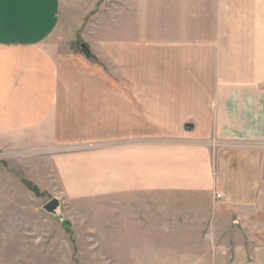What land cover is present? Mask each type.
Masks as SVG:
<instances>
[{
  "label": "crops",
  "instance_id": "1",
  "mask_svg": "<svg viewBox=\"0 0 264 264\" xmlns=\"http://www.w3.org/2000/svg\"><path fill=\"white\" fill-rule=\"evenodd\" d=\"M60 5L0 0V132L47 137L70 199L205 195L264 227V0H140L106 74L54 38Z\"/></svg>",
  "mask_w": 264,
  "mask_h": 264
},
{
  "label": "rangeland",
  "instance_id": "2",
  "mask_svg": "<svg viewBox=\"0 0 264 264\" xmlns=\"http://www.w3.org/2000/svg\"><path fill=\"white\" fill-rule=\"evenodd\" d=\"M139 2L61 0L54 38L86 69L106 74L97 55L106 53L107 41L132 38ZM48 143L0 132V264H217L223 251L233 263L236 247L251 250L250 237H264V227L241 225L235 212L205 195L70 199ZM54 198L61 208L49 215L43 207Z\"/></svg>",
  "mask_w": 264,
  "mask_h": 264
},
{
  "label": "water",
  "instance_id": "3",
  "mask_svg": "<svg viewBox=\"0 0 264 264\" xmlns=\"http://www.w3.org/2000/svg\"><path fill=\"white\" fill-rule=\"evenodd\" d=\"M81 48L88 56L91 55L88 46L82 45ZM33 190L35 193H38V189L36 187H34ZM60 208H61L60 201L58 199L54 198L43 207V210L49 215H56L58 213V211L60 210Z\"/></svg>",
  "mask_w": 264,
  "mask_h": 264
}]
</instances>
